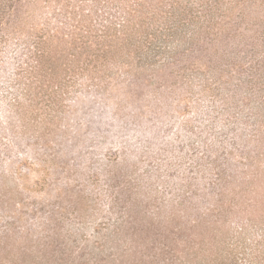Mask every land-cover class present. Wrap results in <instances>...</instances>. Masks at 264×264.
Segmentation results:
<instances>
[{
	"label": "rangeland",
	"instance_id": "374dc122",
	"mask_svg": "<svg viewBox=\"0 0 264 264\" xmlns=\"http://www.w3.org/2000/svg\"><path fill=\"white\" fill-rule=\"evenodd\" d=\"M131 1L144 55L93 74L112 0H0V264H174L264 166V0Z\"/></svg>",
	"mask_w": 264,
	"mask_h": 264
},
{
	"label": "trees",
	"instance_id": "16d2710c",
	"mask_svg": "<svg viewBox=\"0 0 264 264\" xmlns=\"http://www.w3.org/2000/svg\"><path fill=\"white\" fill-rule=\"evenodd\" d=\"M126 1L112 0L111 14L105 19L108 24L103 22L102 28L96 29L94 32L91 28L95 26L92 24L91 27L90 24H87L91 28L85 32L87 40L84 41L83 36L79 38V45L84 49V52H79V55L73 60L74 71H80V69L83 71L84 68L81 66L83 64L87 71L98 74L106 66V63L114 60L116 54L121 53L123 60H127L129 56L142 57L144 55L143 47L146 46V38L148 40L146 35L148 28L143 25L144 18L142 21L132 22L133 19L130 20L126 16L124 7ZM134 1L136 0L131 1L133 6L135 5ZM163 3L162 0L159 5L163 7ZM172 10L170 17L173 20L171 23H177V21L181 23L183 13H180L176 7ZM138 13L141 17L142 9ZM134 17L136 16L134 15ZM80 23L81 21L77 22V24ZM92 34L94 35L92 36ZM133 39L136 40L134 48L126 49L125 46ZM148 43L146 42V44ZM71 44L74 43L71 42ZM49 53L48 56L51 57V51ZM75 56L73 55V57ZM48 61L50 60L48 59ZM247 179L244 190L235 192L232 188L225 192L224 196L218 194L219 197L223 196L224 199L230 197V199L227 206L223 205L221 199H219L221 204L218 202L214 206V229L209 228L204 235L199 236L198 246L195 249L193 247L187 252L180 247L171 249L172 253L169 256L174 264H264V166L251 172ZM242 191L245 192V199L241 204L233 203L235 199L240 200L239 193ZM246 201L249 204L245 203ZM232 220H237L233 229L229 227L231 225H228ZM206 241L214 245L210 248Z\"/></svg>",
	"mask_w": 264,
	"mask_h": 264
}]
</instances>
